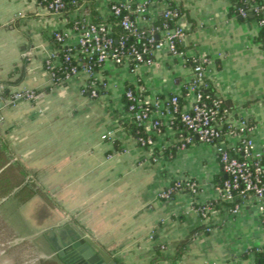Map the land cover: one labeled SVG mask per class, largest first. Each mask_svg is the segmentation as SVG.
Masks as SVG:
<instances>
[{
    "label": "crops",
    "instance_id": "1",
    "mask_svg": "<svg viewBox=\"0 0 264 264\" xmlns=\"http://www.w3.org/2000/svg\"><path fill=\"white\" fill-rule=\"evenodd\" d=\"M176 3L187 32L182 48L210 57L207 76L214 91L249 115L255 141L264 146V40L257 20L233 13L231 0ZM106 6L96 3L100 14L107 13ZM162 10L163 3L153 2L151 21ZM65 19L40 0H0V82L23 75L19 88L37 92L34 99L0 106L3 135L51 204L40 195L20 205L8 201L30 213L31 229L50 228L48 234L73 224L119 264H262L264 232L254 205L233 213L229 203L219 202L207 221L187 192L169 200L159 196L174 178L190 176L201 185L197 199L214 200L225 174L213 146L196 141L178 150L172 146L177 131L167 127L159 141L170 149L157 148L154 161L151 150L136 142L125 113L121 95L132 78L113 64L98 72L107 85L95 98L80 93L82 77L53 79L47 67L56 48L52 31ZM156 61L143 75L149 90L164 96L179 92L190 65L166 51ZM109 130L114 135L103 138ZM43 237L51 246L46 232Z\"/></svg>",
    "mask_w": 264,
    "mask_h": 264
},
{
    "label": "built area",
    "instance_id": "2",
    "mask_svg": "<svg viewBox=\"0 0 264 264\" xmlns=\"http://www.w3.org/2000/svg\"><path fill=\"white\" fill-rule=\"evenodd\" d=\"M40 1L49 11L66 16L64 24L52 31L56 48L47 58V67L55 81L82 77L80 93L95 98L107 85L98 72L113 64L132 78L125 82L121 95L125 113L137 127L136 142L151 150L154 161L159 160L157 148L161 152L170 149L168 144L159 141L167 127L177 131L172 146L178 150L196 141L213 146L225 174L224 180L215 187L214 200L199 201L201 185L190 176L174 178L159 196L169 200L187 192L197 204L195 210L207 221L219 202L229 203L233 213L252 204L259 212L264 232V146L255 141L256 124L248 114L231 107L215 91H209L207 74L212 61L208 56L189 54L182 48L187 32L177 0H95L107 5V13H99L98 20L87 1L70 12L69 6L77 5L79 0ZM156 1L163 3L160 24L150 18V6ZM260 9L261 5L255 3L249 9L240 8L239 15L247 18L249 10L257 13ZM110 16L118 18L117 24L124 34L116 36L115 24L107 20ZM257 24L263 32L264 19H257ZM163 51L191 67L181 90L167 96L153 94L143 80L145 69L155 66L157 55ZM36 96L34 89L24 88L8 98L0 94V102L5 105ZM2 122L1 116L0 125ZM113 135L114 131L109 130L102 137ZM206 230L212 228L207 226ZM258 251L263 253L264 264V246Z\"/></svg>",
    "mask_w": 264,
    "mask_h": 264
},
{
    "label": "trees",
    "instance_id": "3",
    "mask_svg": "<svg viewBox=\"0 0 264 264\" xmlns=\"http://www.w3.org/2000/svg\"><path fill=\"white\" fill-rule=\"evenodd\" d=\"M87 1L93 16L98 20L100 18L99 10L96 7L95 0H79L77 5L69 6V12L78 10V7ZM231 10L236 15H239L240 8L249 9L255 3L261 5L259 12L255 13L249 10L247 19H264V0H231ZM78 8V9H77ZM68 12V13H69ZM241 17V16H240ZM108 21L113 22L115 34L119 36L124 34L125 31L120 25L117 24L118 18L110 16ZM162 18H160L155 24H160ZM264 32V31H263ZM263 32H260V37L263 39ZM264 40V39H263ZM23 83V75L11 78L5 82H0V94L5 97H11L15 91H19V85ZM209 91H214L213 87L210 86ZM178 123V122H177ZM179 125H181L179 123ZM130 127L135 136H137V127L135 124H130ZM29 172L27 168L17 159H14L12 150L8 141L3 135V126L0 125V200L12 199L17 204H23L31 200L34 196L40 195L47 203L51 204L49 196L43 191V189L34 181L29 178ZM224 180V176L220 177L219 184ZM260 261L263 263V253L260 252ZM61 259L56 255L52 258H42L37 264H61Z\"/></svg>",
    "mask_w": 264,
    "mask_h": 264
},
{
    "label": "rangeland",
    "instance_id": "4",
    "mask_svg": "<svg viewBox=\"0 0 264 264\" xmlns=\"http://www.w3.org/2000/svg\"><path fill=\"white\" fill-rule=\"evenodd\" d=\"M0 200V252L11 264H37L41 258H52L56 253L46 243L43 230L31 229L27 223L30 213L16 207L14 201Z\"/></svg>",
    "mask_w": 264,
    "mask_h": 264
},
{
    "label": "water",
    "instance_id": "5",
    "mask_svg": "<svg viewBox=\"0 0 264 264\" xmlns=\"http://www.w3.org/2000/svg\"><path fill=\"white\" fill-rule=\"evenodd\" d=\"M54 232L57 244L49 239L51 246L65 264H119L84 231L74 228L73 224L56 227ZM0 264H11L1 252Z\"/></svg>",
    "mask_w": 264,
    "mask_h": 264
},
{
    "label": "flooded vegetation",
    "instance_id": "6",
    "mask_svg": "<svg viewBox=\"0 0 264 264\" xmlns=\"http://www.w3.org/2000/svg\"><path fill=\"white\" fill-rule=\"evenodd\" d=\"M50 234H52V236L54 235V237H55V232L50 231V232L47 234V238H48V240H49V239H52L51 236H50ZM52 240H53V239H52ZM49 242H50V240H49ZM50 243H51V242H50ZM54 243L57 244L56 239L54 240Z\"/></svg>",
    "mask_w": 264,
    "mask_h": 264
}]
</instances>
